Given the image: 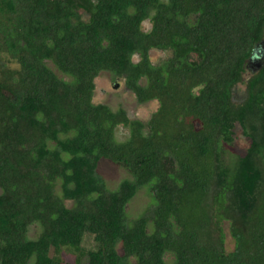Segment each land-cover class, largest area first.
<instances>
[{
  "label": "trees",
  "instance_id": "obj_1",
  "mask_svg": "<svg viewBox=\"0 0 264 264\" xmlns=\"http://www.w3.org/2000/svg\"><path fill=\"white\" fill-rule=\"evenodd\" d=\"M104 70L148 122L93 100ZM0 264H264V0H0Z\"/></svg>",
  "mask_w": 264,
  "mask_h": 264
},
{
  "label": "rangeland",
  "instance_id": "obj_2",
  "mask_svg": "<svg viewBox=\"0 0 264 264\" xmlns=\"http://www.w3.org/2000/svg\"><path fill=\"white\" fill-rule=\"evenodd\" d=\"M145 29L151 28V22L146 20L144 22ZM171 52L164 51L161 49H152L150 51V58L154 62H159L161 59L169 56ZM135 60L139 59V55L135 54ZM50 66L54 68L57 73L61 76L64 75L59 72L55 66L49 62ZM96 87L94 91L93 100L96 103L102 102L110 105L113 109H117L119 107H123L130 118L139 119L143 122H148L151 118L152 113L158 108L159 103L157 100H150L147 102H139L135 93L129 89L123 78H115L110 71L104 70L99 73V75L95 79ZM142 82H145L143 79ZM246 90V86L244 84H238L235 94L239 99L244 95ZM130 130L128 126L119 125L116 129V137L118 140H125L129 136ZM249 138L244 136L243 130L240 126H237L233 135V140L226 145L227 157L228 154H243L249 146ZM99 172L106 179L107 185L109 188L114 189L118 186L120 181L123 178L131 177V173L122 165L113 162L108 158H102L98 164ZM59 188V187H58ZM151 202V193L147 189V187H142L135 197L129 202L127 205V210L129 215L133 218L138 216L142 211L146 208V206ZM67 205H72L71 200L66 201ZM39 226L33 224L29 228L30 237H36L39 232ZM225 230L227 231V244L228 247H233L234 242L232 237L228 233L227 223H225ZM92 245V239L86 237L84 241V246L90 247ZM65 259L74 260V255L69 254L68 252H64ZM166 259L171 261L173 259V255L168 253L166 255Z\"/></svg>",
  "mask_w": 264,
  "mask_h": 264
}]
</instances>
